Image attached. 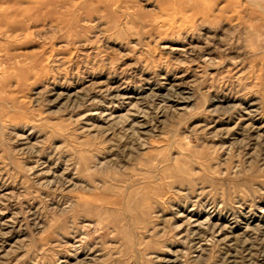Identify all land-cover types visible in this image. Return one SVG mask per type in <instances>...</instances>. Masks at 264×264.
Returning a JSON list of instances; mask_svg holds the SVG:
<instances>
[{
    "label": "rangeland",
    "instance_id": "374dc122",
    "mask_svg": "<svg viewBox=\"0 0 264 264\" xmlns=\"http://www.w3.org/2000/svg\"><path fill=\"white\" fill-rule=\"evenodd\" d=\"M0 264H264V0H0Z\"/></svg>",
    "mask_w": 264,
    "mask_h": 264
}]
</instances>
